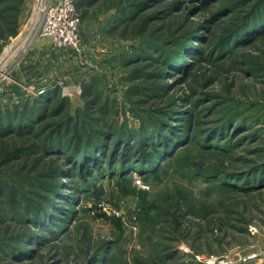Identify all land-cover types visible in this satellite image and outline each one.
<instances>
[{"label":"rangeland","instance_id":"1","mask_svg":"<svg viewBox=\"0 0 264 264\" xmlns=\"http://www.w3.org/2000/svg\"><path fill=\"white\" fill-rule=\"evenodd\" d=\"M39 2L0 3L1 113L44 116L0 137V264H264V0H75L64 49ZM152 118L187 143L154 168L84 175L43 145Z\"/></svg>","mask_w":264,"mask_h":264},{"label":"trees","instance_id":"2","mask_svg":"<svg viewBox=\"0 0 264 264\" xmlns=\"http://www.w3.org/2000/svg\"><path fill=\"white\" fill-rule=\"evenodd\" d=\"M2 1L3 0H0V3ZM38 114L39 111L37 112L33 109L30 113H28L27 111H23V114L21 115L16 114V112H11V110L6 113H1L0 110V137H4L12 133L23 134L24 131L33 128L34 125L28 126V124H30L29 122H32L31 120H33L35 124H38L39 121L44 117L43 116L38 119ZM152 119L153 122L151 124L149 123L147 126L146 124H144L138 132H131L129 130L122 129L118 132L113 133L112 131L105 129H101V131H94L90 129L89 131H86V139L82 144L80 143L82 136H79L75 139V143L71 142L72 139H70L69 142L71 144L69 142L61 143L57 140V145H51L48 141L44 142L43 145L47 147L46 148L44 146L45 151H48L47 149L51 150L54 148V153L58 152L63 156H66L65 160L69 163L78 160L81 164V168H83V170L81 169V172L84 175H86L85 173L90 171H92V173L96 172L101 176L102 174H113V169L116 164H118L117 168H121V172H124L130 165H132L133 162H135V160L137 161L136 163L141 164V168L143 166H145V168L147 169L154 168L156 165H158L159 161L166 160L168 158L171 159L172 150L175 147H183L187 143L186 141H184L183 137H176L174 142L168 140L169 135H171V133L174 134L178 130V128H171L173 126L168 125L169 118H162L161 120H159L158 118ZM17 122L19 124L15 127ZM163 125H166V129L169 132H161ZM66 127L67 124L65 125L64 129ZM134 133L135 136L131 137V135H134ZM152 135H154V137H152ZM129 138L133 139V141L135 139L136 142H139V146L132 150V144L129 141ZM48 139H50V137H48ZM108 139H112L111 142L109 141L108 143ZM107 146L111 147V150L109 152L106 148ZM103 157L108 158L109 160L103 159ZM102 159L104 161L103 163L107 161L105 163L109 168L107 172L101 171ZM133 168H136V166H133L130 170L132 171ZM49 206L53 207L52 204ZM43 212L44 213L42 214L41 212L39 213V209L37 208L33 216L27 217L25 220L34 223V225L42 227V225H44L45 217H47L48 219L52 217V212H50L48 208H43ZM18 247H10L9 253L11 254V256L13 255L14 258L20 255L24 256V250H20V248ZM20 259H24V257Z\"/></svg>","mask_w":264,"mask_h":264},{"label":"built area","instance_id":"3","mask_svg":"<svg viewBox=\"0 0 264 264\" xmlns=\"http://www.w3.org/2000/svg\"><path fill=\"white\" fill-rule=\"evenodd\" d=\"M38 6V35L52 37L53 44L61 49L79 44L81 20L75 0H40Z\"/></svg>","mask_w":264,"mask_h":264},{"label":"bare ground","instance_id":"4","mask_svg":"<svg viewBox=\"0 0 264 264\" xmlns=\"http://www.w3.org/2000/svg\"><path fill=\"white\" fill-rule=\"evenodd\" d=\"M33 27L35 28H37V23H36V25H33ZM48 29H51L52 31H53V29L51 28V27H49ZM32 32H30L27 36H26V39H25V41L27 40V39H30L31 38V36H33L35 33H36V29H35V31H34V29L33 30H31ZM50 38H52V37H50ZM5 63V62H4Z\"/></svg>","mask_w":264,"mask_h":264},{"label":"crops","instance_id":"5","mask_svg":"<svg viewBox=\"0 0 264 264\" xmlns=\"http://www.w3.org/2000/svg\"><path fill=\"white\" fill-rule=\"evenodd\" d=\"M49 40H50V39H49ZM49 40H44L42 44L44 45V43H45V45H46V44L50 45V42L52 41V38H51L50 42H49ZM48 47H49V46L43 47L42 50L44 49L43 51H45ZM37 49H38V47H37ZM39 49H40V48H39ZM39 49H38V50H39ZM46 54H47V53H46ZM34 70H36V69H34Z\"/></svg>","mask_w":264,"mask_h":264}]
</instances>
